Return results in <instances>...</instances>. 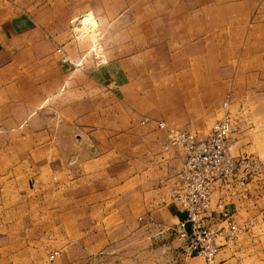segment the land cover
<instances>
[{
    "label": "crops",
    "instance_id": "obj_1",
    "mask_svg": "<svg viewBox=\"0 0 264 264\" xmlns=\"http://www.w3.org/2000/svg\"><path fill=\"white\" fill-rule=\"evenodd\" d=\"M14 1L27 11L0 5V264H43L53 248L60 263L82 264L123 241L143 247L147 225L168 228L183 250L182 212L169 197L183 153L165 146V130L205 136L229 90L228 149L257 150L236 43L264 0ZM82 11L101 62L93 33L68 32V15ZM57 46L72 62L58 60ZM261 163L226 205L249 231L232 244L224 221L215 224L225 261L264 264Z\"/></svg>",
    "mask_w": 264,
    "mask_h": 264
},
{
    "label": "built area",
    "instance_id": "obj_2",
    "mask_svg": "<svg viewBox=\"0 0 264 264\" xmlns=\"http://www.w3.org/2000/svg\"><path fill=\"white\" fill-rule=\"evenodd\" d=\"M73 20L75 24L81 23L78 17ZM89 49L95 62H101L103 56L97 53L100 48L93 44ZM55 51L60 62H72L60 46L55 47ZM231 102L228 90L219 103L217 115L211 122L208 133L203 137H196L183 129L165 130V146L178 147L183 153L177 182L169 191V197L182 212V218L177 223V235L185 239V254L193 251L202 264H242L217 257L218 245L215 238L219 231L215 224L219 220L224 221V238L232 244L238 243L239 237L249 231L251 221L234 223L226 205L231 204V197L243 191L246 184L262 172V163L256 155H234L228 149L229 133L234 124ZM147 119L142 116L139 122L143 123ZM156 125L164 127L162 121H156ZM214 190L219 195L212 201ZM185 221H189L192 231L189 240H186L183 228ZM56 253L57 249L53 248L47 257L51 259Z\"/></svg>",
    "mask_w": 264,
    "mask_h": 264
},
{
    "label": "rangeland",
    "instance_id": "obj_3",
    "mask_svg": "<svg viewBox=\"0 0 264 264\" xmlns=\"http://www.w3.org/2000/svg\"><path fill=\"white\" fill-rule=\"evenodd\" d=\"M14 3V0H0V5L6 6L12 12L15 11L14 7L17 8V12L27 11L23 6L17 7L16 3L15 5ZM252 11L260 15L253 17L254 14L252 12L247 22L241 25L242 31L247 29L250 37L235 42H237L236 44L239 43L237 47L241 51L239 57L241 65L240 76L253 86L247 88L246 91L248 93L247 96H249L246 108L253 117L251 122L253 121L256 124L257 131H259L255 138L257 150L249 154L256 155L264 163V7L255 8ZM37 13L41 15L40 11H37ZM130 13L131 10L127 14L131 15ZM75 17L80 19V24L74 23L73 19ZM76 31L86 33L87 37L93 33V38L90 36L92 38L90 41L91 45L94 44L95 47H99L100 44L94 40L97 36L94 33L98 30L89 12L82 11L68 15V32L74 34ZM243 36H247V34L244 32ZM97 53L102 55L101 51ZM161 228L163 227L161 226ZM156 229L158 228L156 227ZM156 229L149 227V225L146 226L143 247L139 246L137 248L136 241L133 240L127 243L123 241L115 246L111 252L99 253L82 264H185L184 249H179L173 233H170L168 228L162 233L155 232ZM261 239L264 242V236ZM43 250L42 255L45 257ZM45 259L46 261L43 264H62L56 254L51 259L46 255Z\"/></svg>",
    "mask_w": 264,
    "mask_h": 264
},
{
    "label": "water",
    "instance_id": "obj_4",
    "mask_svg": "<svg viewBox=\"0 0 264 264\" xmlns=\"http://www.w3.org/2000/svg\"><path fill=\"white\" fill-rule=\"evenodd\" d=\"M183 228H184L185 233L187 235L186 240H189L192 237V231H191V228H190L189 221H185L184 222Z\"/></svg>",
    "mask_w": 264,
    "mask_h": 264
}]
</instances>
